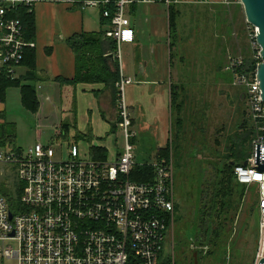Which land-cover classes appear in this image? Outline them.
I'll return each mask as SVG.
<instances>
[{"label": "built area", "instance_id": "built-area-1", "mask_svg": "<svg viewBox=\"0 0 264 264\" xmlns=\"http://www.w3.org/2000/svg\"><path fill=\"white\" fill-rule=\"evenodd\" d=\"M41 2L81 4L97 7L110 20L105 36L117 42L113 57L120 63L121 79L117 110L123 148L115 160H94L80 155L71 144L64 155L62 144L37 141L22 150L0 149L3 172L14 178L0 183L9 192H0V264L8 259L17 264H175L167 254L169 232L175 213L174 163L172 157L154 159L155 179H133L137 131L126 97L127 86L135 79L125 74L121 44L136 37L132 8L162 4L170 16L173 6L206 3L227 8L241 0H0V79L16 78L29 41L20 11L33 12ZM133 18V20H132ZM256 28V27H255ZM257 29V28H256ZM257 31V30H256ZM256 37V34H255ZM257 44V42H256ZM260 59V51L258 52ZM236 81L244 87L258 130L253 153L246 164L234 168L237 181L255 185L258 193V244L255 264L264 258V171L256 168V148H264V101L256 77L245 60ZM258 65V64H257Z\"/></svg>", "mask_w": 264, "mask_h": 264}, {"label": "rangeland", "instance_id": "rangeland-1", "mask_svg": "<svg viewBox=\"0 0 264 264\" xmlns=\"http://www.w3.org/2000/svg\"><path fill=\"white\" fill-rule=\"evenodd\" d=\"M87 10L99 14L95 7ZM132 16L139 36L148 41L152 33L155 39L159 37L162 45L151 53L150 42L143 51L134 46L126 47L123 43V62L133 63L138 55L146 52L156 62L155 68L149 67L154 70L152 75L164 72L167 84L174 85L171 114L165 116L167 130L170 126L171 133L168 137L174 163L176 204L167 254L175 264H255L254 245L258 244L255 185H243L242 188L234 182V189L226 198L217 194L222 168L229 161V141L238 139L239 133L243 132L242 123L250 127L255 125L248 101L245 95L242 97L244 87L236 81L238 66L233 64H238L240 59L249 64L259 63L257 29L247 21L242 4L231 8L206 3L180 4L174 30L162 4L133 7ZM131 85L127 86V91ZM41 102L42 108L37 113L30 111L22 105L20 88L8 89L4 102L8 122L2 124L3 138L7 140L14 135V140L0 149H17L27 154L28 147L34 143L38 124L44 122L39 115L43 114L48 101L41 98ZM119 134L122 142V134ZM115 137L116 134L109 141L115 143ZM136 140L139 164H150L153 157L149 147L155 140L153 132L140 131ZM79 144L87 148L84 142ZM112 151L109 160L114 158ZM3 169L0 164V181L9 178L12 186L14 177ZM0 187L9 192L7 183H0ZM200 190L203 191L206 217H211L214 228L218 226L219 231L212 237L214 246L206 258L197 255L198 247L191 239L196 229L191 223L199 215L197 200ZM227 204L229 208H224ZM5 264L17 262L8 259Z\"/></svg>", "mask_w": 264, "mask_h": 264}, {"label": "crops", "instance_id": "crops-1", "mask_svg": "<svg viewBox=\"0 0 264 264\" xmlns=\"http://www.w3.org/2000/svg\"><path fill=\"white\" fill-rule=\"evenodd\" d=\"M89 7L91 6L83 7L79 3L69 5L50 2H41L35 6L36 36L32 41L36 43V47L29 49H35L36 52L38 80L29 83L34 84L37 89L40 101L38 111L42 108L41 98L48 102L46 108L43 107V114L39 115L44 122L38 124L33 144L37 141L49 144L61 143L64 155H68L71 144H77L80 155L84 158H93L91 147L97 145L107 148L106 160H109L110 150H113L111 153L114 154V158L111 160H115L124 142V138L122 142L119 141L121 131L118 127L119 115L114 101L115 88L112 85L106 86L103 82L78 84L70 82L76 76V53L69 39L82 33H94L109 28L103 24L100 9L95 7L99 10L98 14L94 10H87ZM149 42L151 53L162 45L159 37L155 39L151 33L149 40L146 41L137 34L136 30L135 42L126 43V47L134 46L143 51L146 50L145 46L149 47ZM151 66L155 68L156 62L146 52L140 57L138 55L133 63L123 62L124 72L135 79V83H132L134 85L130 84L128 91L126 89L127 101L133 114L134 129L138 133L137 137L140 131L153 132L155 140L149 148L154 160L158 151L170 140L168 137L170 126L167 130L165 116L171 114L174 85H171V82L167 84L164 72L152 75L154 70L149 69ZM26 71V66L22 65L18 70V76ZM57 77L65 78L67 82H61L56 79ZM4 108V103L0 102V112ZM3 121L6 120L0 119V122ZM66 124L67 129L64 127ZM115 124L116 128L113 129ZM50 131L52 133H49ZM115 134V143L110 142V138ZM79 142H84L87 148H83ZM257 215L258 210L255 211V216L259 222ZM191 249L195 250L192 247Z\"/></svg>", "mask_w": 264, "mask_h": 264}, {"label": "trees", "instance_id": "trees-1", "mask_svg": "<svg viewBox=\"0 0 264 264\" xmlns=\"http://www.w3.org/2000/svg\"><path fill=\"white\" fill-rule=\"evenodd\" d=\"M179 13V7L173 6L170 9V24L172 29H175L176 26V14ZM19 17L21 18L25 35L27 39L30 41L35 39L36 36V23L34 11L30 12L28 8H23L20 11ZM104 26H110V20L102 17ZM172 21V22H171ZM107 30V29H106ZM102 30L94 33H82L78 36H74L69 39V43L75 50L76 53V76L73 80H70L73 84H78L82 82L86 83H100L103 82L106 86L112 85L115 88L114 93V101L117 105V98L119 89L116 86V83L121 79L120 73V63L117 59L113 57L112 52L117 49V42L109 37L105 36V31ZM259 59V58H258ZM261 58L259 59V62ZM113 63V64H111ZM254 63V62H253ZM258 61L254 64L246 63V66L249 67L250 70H257ZM26 66V73L12 79V78H3L0 79V102L4 103L6 101L7 91L10 87H19L21 92V102L22 105L30 111L36 112L39 109L40 101L38 98V93L36 86L29 82H36L38 80L37 72H36V52L35 49H27L25 58L21 64V66ZM239 72L242 71V66L236 67ZM57 80L61 82H67V79L62 77H57ZM174 94V92H173ZM242 97H244V92ZM5 110L0 112V119H5L6 114ZM6 120V119H5ZM8 121L0 122V146L6 144H11L14 140V135H10L9 139H4L3 127L2 124ZM67 124L64 125L65 129ZM240 127L243 129V132L239 133L238 139L236 141H229L228 146V159L229 161L222 168L220 178H219V192H223L217 194V196H221L222 198H226L227 194H231L232 189H234L233 184L236 182L240 187H244L237 181V178L234 173V168L238 164H246L247 158L250 157L253 153V141L257 136L258 130L256 125L248 126L247 123H242ZM116 128V124L113 126V129ZM17 150V149H16ZM94 160H106L108 150L102 146L92 145L91 147ZM171 146L168 143L165 147L161 148L158 151L157 158L165 157L170 158L171 155ZM155 158V159H157ZM235 161V165H232L231 162ZM150 163V162H149ZM133 179L138 180L139 182H147L155 179V168L152 164L143 163L138 164L133 171ZM200 188V187H199ZM6 193V190L3 187H0V192ZM200 196L198 198V208L199 215L196 220H193L191 223V227L195 226H206L211 221V217H206V205L203 202V191L200 190ZM214 200V196L212 198ZM217 202L215 201V204ZM205 205V206H204ZM229 204L225 205V207L229 208ZM176 209V207H175ZM258 208L255 209L257 211ZM212 215V214H211ZM214 216V215H213ZM210 217V220H209ZM258 217V215H257ZM258 222V220H257ZM207 230V228L205 229ZM197 231V227H196ZM218 226L214 228V236L218 235ZM213 240V238H212ZM197 236L194 235V242L196 244ZM255 253L257 248V243H255Z\"/></svg>", "mask_w": 264, "mask_h": 264}, {"label": "water", "instance_id": "water-1", "mask_svg": "<svg viewBox=\"0 0 264 264\" xmlns=\"http://www.w3.org/2000/svg\"><path fill=\"white\" fill-rule=\"evenodd\" d=\"M245 10L247 21L254 27L256 31V42L260 46L261 62L257 65L256 77L259 81L262 98L264 101V0H241ZM235 161L231 164L235 165ZM256 168L260 171H264V148L258 145L256 148ZM192 241L194 237L191 238ZM194 242V241H193ZM194 248V246H191ZM261 264H264V258H262Z\"/></svg>", "mask_w": 264, "mask_h": 264}, {"label": "flooded vegetation", "instance_id": "flooded-vegetation-1", "mask_svg": "<svg viewBox=\"0 0 264 264\" xmlns=\"http://www.w3.org/2000/svg\"><path fill=\"white\" fill-rule=\"evenodd\" d=\"M197 227V231L195 229V235L197 236L196 246L199 248L197 255L201 258H206L209 255L211 248L214 246V241L212 237L214 235V224L209 222L206 226H195ZM207 228V230H205ZM213 241V242H212Z\"/></svg>", "mask_w": 264, "mask_h": 264}]
</instances>
